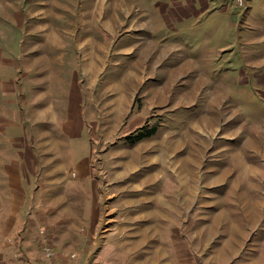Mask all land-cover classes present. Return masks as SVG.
Returning a JSON list of instances; mask_svg holds the SVG:
<instances>
[{
  "label": "crops",
  "instance_id": "obj_1",
  "mask_svg": "<svg viewBox=\"0 0 264 264\" xmlns=\"http://www.w3.org/2000/svg\"><path fill=\"white\" fill-rule=\"evenodd\" d=\"M48 2L50 8L62 7V15L55 13L52 17H66L63 29L71 41L54 42L50 49L45 45V51L60 44L76 47L81 80L77 82L75 73L70 71V86L64 89V95L55 94L51 86V92L42 94L40 90L27 100V95L16 92L23 93V84L29 81L32 90L54 82L53 77L57 83L63 75L54 69L59 60L52 58L49 64L45 60L35 61L27 81L21 72L25 76L29 73L21 70L19 63L7 64L9 79L2 77L6 75L2 68L1 77L11 81L14 91L0 96V107L9 104L15 116L12 123L0 118V264H64L73 253L78 254L73 264H183L185 254L192 260L194 240L189 237L192 230L185 235L184 229L199 226L195 219L184 220L182 213L201 195L199 149L207 145V139L196 134L223 131L221 136L234 132L236 137V132L241 136L242 131H259V127L230 125L232 115L225 112L220 102L224 97L200 92V84L205 83L208 88L210 82V75L203 72L200 61L208 64L211 56L193 55L191 50L200 48L193 50L189 43L195 42L186 34L197 29L194 18L204 16L212 3L209 0ZM38 46L29 50L34 52ZM84 88L91 91L86 95V107L93 112H87V117L98 133L107 132L102 135L106 147L109 143L113 145L112 175L104 195H99L101 188L94 193L98 186L93 185L96 179L93 162L85 159L74 162L68 136L74 128L79 135L86 130L81 113L85 100L78 103L80 116L73 115ZM210 104L212 112L199 111ZM23 106L30 110L29 141L23 138V131L20 130L21 134L17 131ZM184 109L193 110L187 120L191 128L176 131H186V138L176 131L161 132L164 126L160 120L173 113L172 121L179 122L182 114L178 112ZM224 116H228L226 121L222 120ZM145 127L155 134L133 146L120 145L122 139L131 142ZM243 146L240 147L245 150L239 155L247 154V148L251 147L258 149L256 154L264 155V139L258 135L253 140L247 139ZM186 148L192 150L183 156ZM154 165L155 171L139 173L140 180L132 182L138 171ZM165 177L168 183L163 180ZM73 178L81 181L75 192L78 196L69 192ZM105 178L102 173V180ZM222 178L226 177L218 180ZM210 181H216V177ZM157 182L158 190L149 187ZM259 196L263 198L264 194ZM259 205L264 203L259 201ZM103 206L104 216L108 210L114 213L110 220L99 219L97 213L103 211ZM82 207L85 218L80 216ZM41 229L47 231V242L39 235ZM44 243L53 247L56 253L53 259L45 256Z\"/></svg>",
  "mask_w": 264,
  "mask_h": 264
},
{
  "label": "rangeland",
  "instance_id": "obj_2",
  "mask_svg": "<svg viewBox=\"0 0 264 264\" xmlns=\"http://www.w3.org/2000/svg\"><path fill=\"white\" fill-rule=\"evenodd\" d=\"M48 1L0 0V96L11 95L14 91L11 81L2 78L9 79L6 67L7 64L13 63L16 65L19 63L20 69L29 73L25 76V73L21 72L23 80L27 81L32 76L31 69L35 61L44 63L45 60L49 64L52 58L53 61L59 60L58 63H54V69L63 74L62 80L58 77V82L54 83L56 79L53 77L51 80L54 82L42 84L43 88L36 90H32L31 81L23 84V93L16 92V94L27 95V100L29 95H38L40 90L42 94L51 92L49 90L51 86L55 89V94L64 95V89L70 86V75H68L70 71L75 73L76 80L80 83L79 52L76 47L60 44L54 45L52 50L45 51V45L50 49L54 42L71 41L63 29L66 25V17L60 19L52 17L55 13L62 15V7L58 8L56 5L54 8L52 5L51 9L48 7ZM209 1L212 3L211 9L201 18L195 17L194 24L197 25V29L186 34L188 39L191 38L190 40L195 42V44L189 43V46L193 50L196 47L200 48L194 52L191 50L193 55L199 57L204 53V56L206 54L211 56L208 64L204 60L200 61L203 72L210 75L209 87L207 88L205 83L200 84V92L204 95L224 97V101L221 99L220 102L225 112L232 115L230 125L259 127V131L256 133L242 131L241 136L236 132V137H233L234 132L231 134L227 132L226 134L229 135L226 137L221 136L224 134L223 131H215L213 134L195 133L200 136V139H207V145L199 149L201 195L193 205L189 204L190 206L187 207L185 205L187 209H184L182 213L184 220L195 219L198 222L196 226H199L184 229L185 235L187 230H192L189 232V237L194 242L191 244L192 260H188V254H185L183 264H264V205H259V201L264 203V197L259 196L264 194V155L256 154L258 149L252 147L247 148V154L239 155L240 151L245 150L240 146L244 147L243 143L247 139L253 140L257 135L264 139V0ZM48 26L53 28L50 30ZM36 44H39L38 49L34 52L30 51ZM46 53L50 58L46 56ZM2 68L5 69L6 75L1 77ZM199 76H201L200 73ZM88 92L91 91L84 88L81 95L79 90L78 94L81 97L76 101L73 111L74 117H79L80 104L78 103L85 100L81 113L85 118L86 130L83 129L79 135L74 128L69 131L68 136L72 145L74 162L82 159L89 163L93 162L96 176L93 185L98 186L94 193L101 188L99 195H104L108 192L107 184L112 175H110V151L113 145L109 143L106 147L105 142H102V139H105L102 135L105 136L107 132L98 133L94 129V123L87 117V112L90 114L93 112L91 108L86 107ZM90 101L92 103L93 100ZM23 108V115L19 118L20 127L17 131L19 134H21L20 130L23 131L25 134L23 138L29 141L30 128L32 129L30 110L27 106ZM201 110L210 113L213 111V106L210 104L199 111ZM14 111L9 104L4 105L0 107V118L7 120V123H12ZM192 111V109L180 110L178 113L182 115L178 117L179 122L172 121L170 115L173 113H168L160 120L161 125L164 126L161 132L172 134L183 127L191 128L190 120H187L191 118L189 115ZM226 118L222 120L226 121ZM62 125H64L63 122ZM61 130L64 133L63 126ZM177 135L186 138L187 133L178 131ZM122 140L123 143L120 141V145L137 144L132 142L128 144L124 142V139ZM242 140L244 142H241ZM77 144L80 148L76 147ZM191 150L184 149L183 156L189 154ZM152 151L151 149L150 154ZM179 156L182 155L179 153ZM155 169V165L146 166L137 172L136 179L132 182L140 180L139 173L146 174ZM102 173L106 177L104 181ZM223 175L226 178L218 180ZM215 177L216 181L211 182L210 179ZM163 180L168 183L167 177ZM158 182L149 187L158 190L160 187ZM260 183H262L261 186ZM80 184L81 181L73 178L69 191L71 195L78 196L75 192L80 188ZM80 196L83 195L80 194ZM83 208L80 209L81 217L85 216ZM102 210L101 213H97L101 216L99 219L110 220L113 217L114 213L109 210L104 216L106 212L104 206ZM88 218H91L90 215Z\"/></svg>",
  "mask_w": 264,
  "mask_h": 264
},
{
  "label": "built area",
  "instance_id": "obj_3",
  "mask_svg": "<svg viewBox=\"0 0 264 264\" xmlns=\"http://www.w3.org/2000/svg\"><path fill=\"white\" fill-rule=\"evenodd\" d=\"M39 235H40V237H42L44 239L45 242H47V240L45 238V237H47V231L45 229H41L39 232ZM44 253L48 259H53L56 256V253H55L53 247H51V245L48 243H46V244L44 243ZM77 257H78V254H76V253L71 254L69 259L64 264H73L72 261L77 259Z\"/></svg>",
  "mask_w": 264,
  "mask_h": 264
},
{
  "label": "trees",
  "instance_id": "obj_4",
  "mask_svg": "<svg viewBox=\"0 0 264 264\" xmlns=\"http://www.w3.org/2000/svg\"><path fill=\"white\" fill-rule=\"evenodd\" d=\"M154 133H155L154 130L150 131V130H146V128H145V129L139 131L136 135H134L132 137L131 142L133 144L139 143V142L143 141L145 138L151 137Z\"/></svg>",
  "mask_w": 264,
  "mask_h": 264
},
{
  "label": "bare ground",
  "instance_id": "obj_5",
  "mask_svg": "<svg viewBox=\"0 0 264 264\" xmlns=\"http://www.w3.org/2000/svg\"><path fill=\"white\" fill-rule=\"evenodd\" d=\"M207 119V118H206ZM213 124V123H212ZM216 125V124H215ZM190 134V133H189ZM165 138V137H164ZM195 141V140H194ZM155 142H157V141H155ZM168 143V142H167ZM204 144V143H203ZM199 145V144H198ZM142 146V145H141ZM151 149V148H150ZM199 149V148H198ZM173 150V149H172ZM205 150V149H204ZM134 154V153H133ZM201 154V153H200ZM140 156V155H139ZM144 156V155H143ZM161 156V155H160ZM142 157V156H141ZM132 158H133V156H132ZM143 158V157H142ZM146 158V157H145ZM142 161V160H141ZM200 161V160H199ZM172 162V161H171ZM203 162V161H202ZM133 163V162H132ZM135 164H137V163H135ZM139 164V163H138ZM162 168V167H161ZM255 171V170H254ZM222 173V172H221ZM219 177V176H218Z\"/></svg>",
  "mask_w": 264,
  "mask_h": 264
}]
</instances>
